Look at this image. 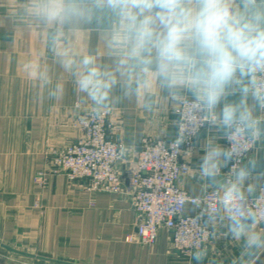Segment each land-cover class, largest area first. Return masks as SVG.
<instances>
[{
	"label": "clouds",
	"instance_id": "clouds-1",
	"mask_svg": "<svg viewBox=\"0 0 264 264\" xmlns=\"http://www.w3.org/2000/svg\"><path fill=\"white\" fill-rule=\"evenodd\" d=\"M4 17L17 34L40 31L45 52L19 67L50 100L65 92L53 81L58 67L71 78L77 104L91 103L93 118L123 100L139 102L147 113L171 107L180 115L174 150L204 125L221 131L230 146L208 137L199 169H192L206 181L204 194L191 204L206 205L209 221H227L226 234L243 240L237 264H256L264 253V232L256 228L264 224V187L250 203L257 161L240 158L264 139V0H11ZM82 33H95V48L79 46ZM101 50L106 62H98ZM130 150L119 147L121 156ZM194 230L200 235L189 234L191 257L199 264L208 248L205 230L196 223Z\"/></svg>",
	"mask_w": 264,
	"mask_h": 264
},
{
	"label": "crops",
	"instance_id": "crops-1",
	"mask_svg": "<svg viewBox=\"0 0 264 264\" xmlns=\"http://www.w3.org/2000/svg\"><path fill=\"white\" fill-rule=\"evenodd\" d=\"M10 2L0 0V264H197L191 254L173 250L166 229L159 231L152 247L128 240L136 235L139 218L130 195L91 193L88 182H71L64 175H47L45 188L38 183L41 173L50 172V150L63 149L81 138L82 132L74 124L91 111V103L77 104L71 78L58 67L53 81L65 88L59 101L47 98L44 89L33 87L23 76L20 63L38 57L45 47L37 28L27 27L21 34L13 31L12 21L4 17ZM78 44L85 51L89 45L95 48L97 37L82 33ZM48 59L51 63L50 54ZM97 59L106 62L102 50ZM178 120L171 107L166 113H147L137 101L123 100L111 109L110 137L131 147L119 170L125 171L135 161L144 138L173 140ZM209 136L226 148L223 133L207 125L192 148L182 153L190 172L180 186L195 198L204 194L206 181L194 176L192 169H199ZM252 157L257 163L251 182L257 184V190L250 197H255L264 187V139L257 142L244 164ZM228 166L222 169V178L229 172ZM185 214L199 216L214 234L206 245L208 254L199 264H237L244 242L226 234L227 221L212 223L206 209L191 204L186 205ZM256 228L264 232V225ZM255 262L264 264V253Z\"/></svg>",
	"mask_w": 264,
	"mask_h": 264
},
{
	"label": "built area",
	"instance_id": "built-area-1",
	"mask_svg": "<svg viewBox=\"0 0 264 264\" xmlns=\"http://www.w3.org/2000/svg\"><path fill=\"white\" fill-rule=\"evenodd\" d=\"M89 113L75 121L74 125L82 132L80 139L63 149L50 150V172L41 173L37 178L38 183L45 188L47 175H64L71 182H88L87 190L91 193L130 195L133 208L139 216L137 233L128 237L130 242L152 247L157 243L159 231L166 229L173 250L188 255L193 251L189 234L200 235L194 230L196 223V226L205 230L204 246L209 244L213 231L199 216L185 214L186 205L191 204L195 197L180 186L181 179L190 172V166L182 161L183 150L192 148L207 125L201 127L197 134L187 137L178 146L179 150L173 149V142L179 134L178 126L173 140L144 138L135 152V161L125 166V171H120L118 165L124 155H120L119 147L124 143L113 140L109 135V112L98 119ZM176 114L180 120V115ZM229 146L226 139V148ZM254 148L240 158L241 164H244ZM234 162L229 163V171ZM125 174L129 178L128 187L124 182ZM259 194L260 191L257 196L249 197V202H254ZM177 201L183 203L182 209H174ZM194 206L206 209L203 203Z\"/></svg>",
	"mask_w": 264,
	"mask_h": 264
},
{
	"label": "water",
	"instance_id": "water-1",
	"mask_svg": "<svg viewBox=\"0 0 264 264\" xmlns=\"http://www.w3.org/2000/svg\"><path fill=\"white\" fill-rule=\"evenodd\" d=\"M124 179L126 180V184L129 185V178L125 176Z\"/></svg>",
	"mask_w": 264,
	"mask_h": 264
}]
</instances>
